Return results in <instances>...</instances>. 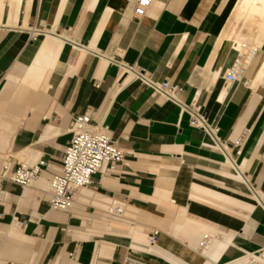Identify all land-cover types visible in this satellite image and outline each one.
<instances>
[{
    "label": "crops",
    "instance_id": "crops-1",
    "mask_svg": "<svg viewBox=\"0 0 264 264\" xmlns=\"http://www.w3.org/2000/svg\"><path fill=\"white\" fill-rule=\"evenodd\" d=\"M12 1L0 0V171L8 155L60 166L70 122L88 110L125 154L70 211L51 208L47 173L27 188L4 180L0 264L227 263L264 248V208L208 134L109 61L181 87V101L229 143L249 128L235 159L264 195V84L224 80L236 55L221 39L236 0H155L141 18L137 0ZM110 198L127 199L124 216L106 213Z\"/></svg>",
    "mask_w": 264,
    "mask_h": 264
},
{
    "label": "built area",
    "instance_id": "built-area-1",
    "mask_svg": "<svg viewBox=\"0 0 264 264\" xmlns=\"http://www.w3.org/2000/svg\"><path fill=\"white\" fill-rule=\"evenodd\" d=\"M154 1L137 0L134 17L141 18L145 16ZM43 31L31 30V36L35 37ZM77 47L85 48L79 45ZM254 55L255 50L253 49L237 54L233 64L224 74L227 86L238 84L247 77L250 62ZM109 61L127 70L134 80H140L152 88L155 95H159L179 106L182 113L187 112L190 115V124L208 134L212 144L223 153L227 162L234 167L236 174L248 186L257 203L264 208V195L251 182L245 170L237 165L235 159V156L241 153L242 147L250 134L249 128H244L234 142L229 143L219 136V128L208 121L200 106L184 104L181 101L179 97L181 87L173 84L170 80L156 81L139 67L131 66L121 60L109 58ZM99 85L100 82L97 81L96 86ZM69 131L72 133V137L66 147L60 166L53 165L43 157L38 158L32 164H27L17 160L12 155H8L0 171V184L4 180H8L27 188L47 173L49 175L48 186L44 191L49 196L51 208L62 211L72 210L77 204L79 191L83 188L95 187L93 176L101 172L104 164L121 161L125 152L112 138L107 126L93 122L92 110L74 116L70 122ZM127 207V199L110 198L106 202L105 211L111 216L122 217L126 213ZM29 219L36 220L33 217ZM18 224L24 226L25 222L18 221ZM158 233L156 231L155 235L150 237L151 244L155 242ZM211 240V235H204L198 250L203 253ZM210 264H264V248L257 252L247 253L232 262H211Z\"/></svg>",
    "mask_w": 264,
    "mask_h": 264
},
{
    "label": "bare ground",
    "instance_id": "bare-ground-1",
    "mask_svg": "<svg viewBox=\"0 0 264 264\" xmlns=\"http://www.w3.org/2000/svg\"><path fill=\"white\" fill-rule=\"evenodd\" d=\"M16 2L18 3L19 0H13V5ZM23 22L22 26L28 28V12ZM19 23V19L16 20L15 23L13 18L10 21V24H15V26ZM225 38H228L233 46V56H237L239 52L245 53L250 49L255 50V55L250 62L247 73V75L251 77V81H248H250L253 86L264 84V53L262 51L264 43V0H236V6L223 32L221 42ZM211 74L210 79L212 76ZM227 91L228 89H225L224 92Z\"/></svg>",
    "mask_w": 264,
    "mask_h": 264
}]
</instances>
